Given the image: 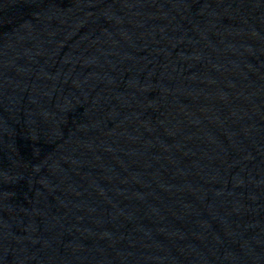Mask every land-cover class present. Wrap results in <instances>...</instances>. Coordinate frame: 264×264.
<instances>
[{"label":"water","instance_id":"1","mask_svg":"<svg viewBox=\"0 0 264 264\" xmlns=\"http://www.w3.org/2000/svg\"><path fill=\"white\" fill-rule=\"evenodd\" d=\"M0 264H264V0H0Z\"/></svg>","mask_w":264,"mask_h":264}]
</instances>
